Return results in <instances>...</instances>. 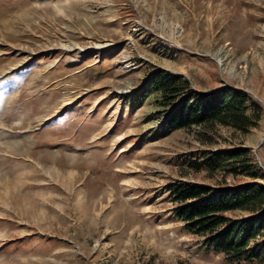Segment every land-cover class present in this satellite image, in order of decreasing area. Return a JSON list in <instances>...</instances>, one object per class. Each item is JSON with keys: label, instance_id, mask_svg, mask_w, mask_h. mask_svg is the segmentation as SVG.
I'll return each mask as SVG.
<instances>
[{"label": "rangeland", "instance_id": "374dc122", "mask_svg": "<svg viewBox=\"0 0 264 264\" xmlns=\"http://www.w3.org/2000/svg\"><path fill=\"white\" fill-rule=\"evenodd\" d=\"M152 69L247 94L260 121L211 148L264 165V0H0V264H229L172 216L206 147L157 129Z\"/></svg>", "mask_w": 264, "mask_h": 264}, {"label": "trees", "instance_id": "16d2710c", "mask_svg": "<svg viewBox=\"0 0 264 264\" xmlns=\"http://www.w3.org/2000/svg\"><path fill=\"white\" fill-rule=\"evenodd\" d=\"M138 93L140 99L153 95L158 130L195 129V139L206 147L191 152L187 166L209 183L167 187L173 218L224 262L264 264V172L248 147L211 148L217 127L246 135L260 121L261 107L231 86L201 94L184 77L161 69L147 74Z\"/></svg>", "mask_w": 264, "mask_h": 264}, {"label": "built area", "instance_id": "2783aa9c", "mask_svg": "<svg viewBox=\"0 0 264 264\" xmlns=\"http://www.w3.org/2000/svg\"><path fill=\"white\" fill-rule=\"evenodd\" d=\"M256 160V165H257V167H259L263 172H264V167H262V165L260 164V162L257 160V159H255Z\"/></svg>", "mask_w": 264, "mask_h": 264}, {"label": "water", "instance_id": "95a60500", "mask_svg": "<svg viewBox=\"0 0 264 264\" xmlns=\"http://www.w3.org/2000/svg\"><path fill=\"white\" fill-rule=\"evenodd\" d=\"M262 107L264 108V106L262 105ZM263 138L260 139V141H262Z\"/></svg>", "mask_w": 264, "mask_h": 264}]
</instances>
